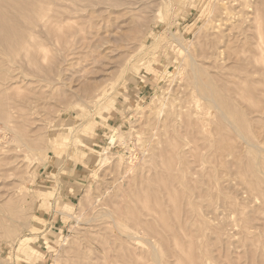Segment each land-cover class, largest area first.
Instances as JSON below:
<instances>
[{
    "label": "rangeland",
    "instance_id": "1",
    "mask_svg": "<svg viewBox=\"0 0 264 264\" xmlns=\"http://www.w3.org/2000/svg\"><path fill=\"white\" fill-rule=\"evenodd\" d=\"M0 1V264H264V0Z\"/></svg>",
    "mask_w": 264,
    "mask_h": 264
},
{
    "label": "bare ground",
    "instance_id": "2",
    "mask_svg": "<svg viewBox=\"0 0 264 264\" xmlns=\"http://www.w3.org/2000/svg\"><path fill=\"white\" fill-rule=\"evenodd\" d=\"M3 1H4V0H3ZM14 1H15V0H14ZM6 2H7V1H6ZM10 2H11V0H10ZM10 2H8L7 4H10ZM21 2H22V0H21ZM33 2H34V1H33ZM36 2H37V1H36ZM0 3H1V1H0ZM11 3H13V2H11ZM34 3H35V2H34ZM13 4H14V3H13ZM23 4H24V3H23ZM37 4H38V3H37ZM25 5H26V4H25ZM30 5H31V3H30ZM35 5H36V3H35ZM35 5H34V6H35ZM1 6H2V5H1ZM5 6H6V5H5ZM8 6H9V5H8ZM11 6H12V5H11ZM14 6H15V4H14ZM16 6H17V5H16ZM34 6H29V7H30V8H31V7L34 8ZM22 7H23V5H22ZM0 8H2V7H0ZM7 8H8V7H7ZM19 9H20V7H19ZM22 9H23V8H22ZM25 9H27V8H25ZM11 10H12V9H11ZM13 10H14V9H13ZM1 11H2V10H1ZM20 11H22V10H19L18 12H20ZM26 11H28V10H26ZM23 12H24V11H23ZM34 13H35V12H34ZM0 14H1V13H0ZM8 14H9V13H7V15H8ZM9 15H10V14H9ZM22 15H23L22 12H20V14L17 15V16H20L21 19H23V18H22ZM1 16H2V14H1ZM20 17H17V18L19 19ZM42 17H43V16H42ZM3 18H4V17H3ZM17 18H16L15 21H17ZM31 18H32V17H31ZM31 18L28 17V21H27V16H26V19H24V20H26V21L28 22V25H27V26L24 25L25 28L23 27V28H24V31H25V30L28 31V30H30V27H33V25H32V24H33V20H32L33 18H32V19H31ZM7 19H9V18H7ZM259 19H260V17H259ZM2 20H4V19H2ZM19 20H20V19H19ZM19 20H18V21H19ZM7 21H8V20H7ZM11 21H12V20H11ZM21 21H22V20H21ZM40 21H41V20H40ZM260 21H261V20H260ZM8 22H9V21H8ZM13 22H14V21H13ZM42 22H43V21H42ZM2 23H3V26H6V27L8 28V30H9V26H7L4 22H2ZM11 23H12V22H11ZM16 23H17V26H19V25H18V22H16ZM19 23H20V22H19ZM24 23H25V22H24ZM4 24H5V25H4ZM12 24H13V23H12ZM14 24H15V23H14ZM34 24H35V22H34ZM43 24H44V23H43ZM38 25H39V24H38ZM40 25H41V24H40ZM48 25H49V24H48ZM0 26H1V25H0ZM12 26H15V25H12ZM20 27H21V26H20ZM20 27H19V28H20ZM7 28H6V29H7ZM17 28H18V27H17ZM33 28H34V27H33ZM33 28H32V31H33ZM10 30H11V29H10ZM17 30H20V29H17ZM11 31H12V30H11ZM24 31H23V33H24ZM8 33H9V32H8ZM11 33H12V32H11ZM26 33H27V32H26ZM4 34H5V33H4ZM13 34H14V31H13ZM5 35H6V34H5ZM8 35H10V33H9ZM11 35H12V34H11ZM21 35H23V34H21ZM26 35H28V33H27ZM23 36H24V35H23ZM0 37H1V36H0ZM8 37H9V36H8ZM8 37L5 36V38H7V39H8ZM17 37H18V36H17ZM9 38H13V36H12V37L10 36ZM18 38H19L20 40L22 39V38H20V36H19ZM27 39H28V38H27ZM27 39H26V40H27ZM11 40H13V39H11ZM26 40L21 41V43L18 42L19 45L26 46V48H28L29 44H27V41H26ZM5 41H6V40H5ZM18 41H19V40H18ZM31 41H32V40H31ZM11 42H13V41H11ZM6 45H8V44L6 43ZM6 45H5V46H6ZM12 45H13V44H12ZM9 46H10V45H9ZM3 48H4V47H3ZM3 48H2V49H3ZM9 48H11V46H10ZM15 48H16V47H15ZM21 49H22V48H21ZM21 49H20V50H21ZM20 50H19V51H20ZM13 52H14V51H13ZM200 75H201V74H200ZM196 78H198V77H196ZM205 84H206V83H205ZM207 84H208V83H207ZM205 86H206V85H205ZM205 86H203V87H205ZM207 86H208V85H207ZM210 94H211V93H210ZM238 114H239V113H238ZM239 121H240V120H239ZM114 140H115V135L112 136L111 141H110V144H112ZM106 159H107V157H106ZM132 215H134V213H132ZM135 215H136V214H135ZM138 219H139V218H138ZM162 220H164L163 217H162ZM137 222H138V221H137ZM153 249H154V248H153ZM153 252H154V251H153ZM153 252H152V253H153ZM156 252H157V251H156ZM158 254H160V252L157 253V255H158ZM154 256L156 257L155 254H154ZM160 256H161V255H160ZM157 257L159 258V256H157ZM155 259H156V258H155Z\"/></svg>",
    "mask_w": 264,
    "mask_h": 264
}]
</instances>
